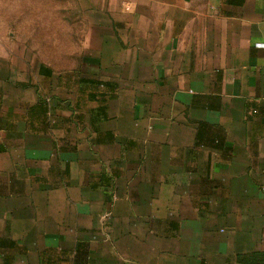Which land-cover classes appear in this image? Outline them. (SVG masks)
<instances>
[{
  "label": "crops",
  "instance_id": "crops-1",
  "mask_svg": "<svg viewBox=\"0 0 264 264\" xmlns=\"http://www.w3.org/2000/svg\"><path fill=\"white\" fill-rule=\"evenodd\" d=\"M72 1L0 0V264H264V0Z\"/></svg>",
  "mask_w": 264,
  "mask_h": 264
},
{
  "label": "rangeland",
  "instance_id": "rangeland-1",
  "mask_svg": "<svg viewBox=\"0 0 264 264\" xmlns=\"http://www.w3.org/2000/svg\"><path fill=\"white\" fill-rule=\"evenodd\" d=\"M34 5L40 9L44 7L46 12L45 49L40 52V57L52 63L57 70L70 69L73 66V40L76 41L78 37L83 36L77 34L74 26L73 1L46 0L43 4Z\"/></svg>",
  "mask_w": 264,
  "mask_h": 264
},
{
  "label": "trees",
  "instance_id": "trees-1",
  "mask_svg": "<svg viewBox=\"0 0 264 264\" xmlns=\"http://www.w3.org/2000/svg\"><path fill=\"white\" fill-rule=\"evenodd\" d=\"M41 68V74L48 76L52 73L47 67L42 66ZM60 80H62L61 84L64 86L74 87L79 93V99L97 103V110L93 115V121L96 118H100L101 114H104L107 102L115 96V87L110 82L85 78L75 72L61 74ZM45 104L47 106L46 102Z\"/></svg>",
  "mask_w": 264,
  "mask_h": 264
}]
</instances>
